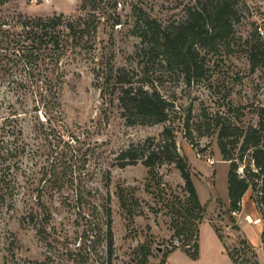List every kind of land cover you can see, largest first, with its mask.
Listing matches in <instances>:
<instances>
[{
  "label": "rangeland",
  "instance_id": "1",
  "mask_svg": "<svg viewBox=\"0 0 264 264\" xmlns=\"http://www.w3.org/2000/svg\"><path fill=\"white\" fill-rule=\"evenodd\" d=\"M85 1L10 0L0 3V17L64 14L74 19L86 12ZM195 2H95L101 9V22L94 55L111 58L116 67L135 69L139 77L154 79L164 94L174 97L176 112L168 122L128 124L117 101L111 102L96 86L93 64L83 54L67 62L64 78L55 81L58 99L48 114L37 99L18 98L0 79V117L14 108L21 113L20 146H26L11 176L16 179L15 196L0 197V264L261 263L264 219L259 185L243 196L238 215L231 211L228 189L233 161H238L241 175L246 166L255 168L251 152L241 159L240 141L232 159H224L218 133L203 131L204 114L219 113L226 126L259 127L262 123L264 135V64L253 69L250 62L264 0L236 1L240 20L230 45L208 55L205 76L191 87L159 61L138 56L136 9L166 24L183 18ZM46 118L51 119V126ZM211 121L214 124L215 117ZM166 124L173 127L178 149L189 162L204 207L201 218L187 216L188 193L175 164H162L155 176L142 162L120 165L123 149L158 136ZM109 219L114 240L111 252ZM255 219L261 220L254 223ZM192 222V228L197 224L196 235L188 239L177 233ZM196 244L199 261L187 253V249L194 252Z\"/></svg>",
  "mask_w": 264,
  "mask_h": 264
},
{
  "label": "trees",
  "instance_id": "2",
  "mask_svg": "<svg viewBox=\"0 0 264 264\" xmlns=\"http://www.w3.org/2000/svg\"><path fill=\"white\" fill-rule=\"evenodd\" d=\"M10 0H0L4 3ZM97 0L83 3L86 12L71 19L64 14L44 16H17L15 19L0 17V79L7 83L18 98L33 97L42 104L48 114L55 107L59 88L57 83L65 76L67 62L78 55H85L93 64L96 86L111 102L117 101L122 117L128 124H157L171 120L176 112L174 97L164 94L154 79L139 77L137 71L127 66H115L111 58L99 59L94 55L101 22V9ZM237 0H196L186 8L179 20L164 24L157 18L136 9V34L140 37L138 56L159 61L169 72L180 75L187 86L197 82L206 74L207 57L230 45L235 23L240 20L236 8ZM256 44L252 46L250 62L253 69L264 64L263 37L257 32ZM2 85H0L1 87ZM12 104V103H11ZM12 104V108H14ZM47 116V115H46ZM211 117H215L213 124ZM0 197L15 196L16 179L11 178L16 158L26 152L20 146L23 137L21 113L12 109L8 116L0 117ZM48 119V120H47ZM50 118L45 121L50 122ZM42 125L45 122L40 121ZM204 134L217 132L219 149L224 159H232V150L241 141V159L251 152L255 168L245 167V174L238 172L239 163L233 161L228 174V189L231 211L241 209L246 192L259 185L262 216L264 219V135L262 123L226 126L219 113L204 114ZM46 127V126H43ZM232 140H229V138ZM121 166L142 162L152 175L158 174L162 164H175L180 170L188 193V218H201L204 207L199 199L187 158L180 153L171 125L166 124L158 136H149L138 143H131L120 152ZM14 177V176H13ZM122 206L127 207L122 196ZM110 218V209H107ZM177 231L188 239L196 235L197 224ZM108 246L113 248L111 219L108 221ZM188 255L196 260L199 245ZM251 264H259L257 262Z\"/></svg>",
  "mask_w": 264,
  "mask_h": 264
},
{
  "label": "built area",
  "instance_id": "3",
  "mask_svg": "<svg viewBox=\"0 0 264 264\" xmlns=\"http://www.w3.org/2000/svg\"><path fill=\"white\" fill-rule=\"evenodd\" d=\"M255 27H256L257 32L264 38V16H263V18H260L257 20V24ZM239 213H240L239 209L233 211V214H235V215H238ZM255 220L256 221L254 223H258V222H260L261 219H255ZM260 264H264V258Z\"/></svg>",
  "mask_w": 264,
  "mask_h": 264
},
{
  "label": "crops",
  "instance_id": "4",
  "mask_svg": "<svg viewBox=\"0 0 264 264\" xmlns=\"http://www.w3.org/2000/svg\"><path fill=\"white\" fill-rule=\"evenodd\" d=\"M200 257H201V252L199 254V257L196 259V261H199L200 260ZM231 262H232V264H234L232 260H231Z\"/></svg>",
  "mask_w": 264,
  "mask_h": 264
}]
</instances>
